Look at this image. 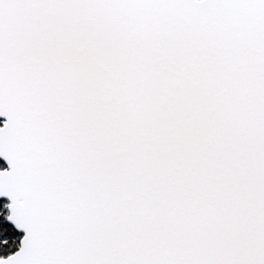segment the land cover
Returning <instances> with one entry per match:
<instances>
[{
    "label": "snow or ice",
    "instance_id": "1",
    "mask_svg": "<svg viewBox=\"0 0 264 264\" xmlns=\"http://www.w3.org/2000/svg\"><path fill=\"white\" fill-rule=\"evenodd\" d=\"M0 161V264H264V0H0Z\"/></svg>",
    "mask_w": 264,
    "mask_h": 264
},
{
    "label": "trees",
    "instance_id": "2",
    "mask_svg": "<svg viewBox=\"0 0 264 264\" xmlns=\"http://www.w3.org/2000/svg\"><path fill=\"white\" fill-rule=\"evenodd\" d=\"M0 163H3L2 161H0Z\"/></svg>",
    "mask_w": 264,
    "mask_h": 264
},
{
    "label": "water",
    "instance_id": "3",
    "mask_svg": "<svg viewBox=\"0 0 264 264\" xmlns=\"http://www.w3.org/2000/svg\"><path fill=\"white\" fill-rule=\"evenodd\" d=\"M6 166V165H5Z\"/></svg>",
    "mask_w": 264,
    "mask_h": 264
}]
</instances>
